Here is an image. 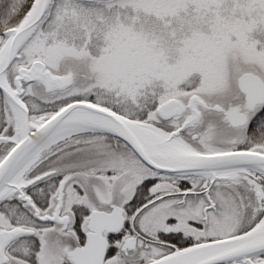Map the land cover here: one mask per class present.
<instances>
[{"label": "snow or ice", "instance_id": "snow-or-ice-1", "mask_svg": "<svg viewBox=\"0 0 264 264\" xmlns=\"http://www.w3.org/2000/svg\"><path fill=\"white\" fill-rule=\"evenodd\" d=\"M0 264H264V0H0Z\"/></svg>", "mask_w": 264, "mask_h": 264}]
</instances>
